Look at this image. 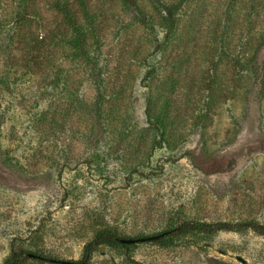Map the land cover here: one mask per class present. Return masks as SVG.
Listing matches in <instances>:
<instances>
[{"label": "rangeland", "instance_id": "obj_1", "mask_svg": "<svg viewBox=\"0 0 264 264\" xmlns=\"http://www.w3.org/2000/svg\"><path fill=\"white\" fill-rule=\"evenodd\" d=\"M47 1L20 29L0 0V264L13 249L78 262L102 230L264 225V0H89L84 65ZM239 257L264 264V236L101 247L90 264Z\"/></svg>", "mask_w": 264, "mask_h": 264}, {"label": "trees", "instance_id": "obj_2", "mask_svg": "<svg viewBox=\"0 0 264 264\" xmlns=\"http://www.w3.org/2000/svg\"><path fill=\"white\" fill-rule=\"evenodd\" d=\"M28 2L29 0H16L15 2L14 19L20 25V29L26 27L28 23ZM47 4L50 5L49 8L57 13L58 18H60V25L63 27L65 40L63 45L75 61L84 65L92 56L91 39L98 34L95 19L92 17L93 12L90 8L89 0H48ZM139 14L142 13L139 12ZM244 230H253L258 235L264 236V225L253 221L239 224H210L199 221H185L172 229L158 234L159 237L150 242L166 246L174 242L177 238L190 233L212 234L220 231L242 232ZM122 239L124 238L115 231H99L94 239L86 246L83 258L78 262H66V264H90L94 254L101 247L128 248L131 244L122 243ZM30 255L33 254H29L24 250L13 249L3 264H27L29 261L40 263L59 262L50 257Z\"/></svg>", "mask_w": 264, "mask_h": 264}, {"label": "water", "instance_id": "obj_3", "mask_svg": "<svg viewBox=\"0 0 264 264\" xmlns=\"http://www.w3.org/2000/svg\"><path fill=\"white\" fill-rule=\"evenodd\" d=\"M159 236H153V237H146V238H138V239H122L121 242L124 244H134L138 242H147V241H153L157 239ZM33 256V255H30ZM239 261H241L243 264H248L243 258L239 257Z\"/></svg>", "mask_w": 264, "mask_h": 264}]
</instances>
